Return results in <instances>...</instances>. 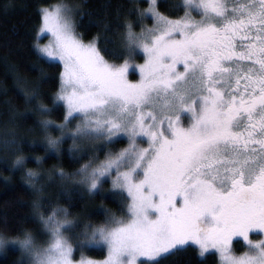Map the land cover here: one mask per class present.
<instances>
[{"label": "snow or ice", "instance_id": "6c2138e0", "mask_svg": "<svg viewBox=\"0 0 264 264\" xmlns=\"http://www.w3.org/2000/svg\"><path fill=\"white\" fill-rule=\"evenodd\" d=\"M120 16L95 17L68 3L41 7L33 47L38 60L60 65V87L51 106L40 101L39 85L23 92L41 117L46 151L59 153L70 139L73 159L88 156L70 173L59 170L63 191L104 196L110 179L108 195L120 198L122 215L106 210L101 223L72 235L80 221L70 209L58 204L45 214L37 198L46 246L23 229L0 232V251L18 245L28 264H164L195 245L202 259L215 250L219 264H264V238L250 237L264 234V0H136ZM92 25L98 30L89 38ZM113 34L119 46H110ZM36 67L43 83L48 74ZM61 103L57 122L49 114ZM122 138L127 145L114 151ZM3 145L22 152L15 135ZM26 163L16 155L12 167ZM26 177L34 193L43 192L38 170ZM237 237L248 248L240 255ZM105 247L103 260L85 255Z\"/></svg>", "mask_w": 264, "mask_h": 264}, {"label": "trees", "instance_id": "16d2710c", "mask_svg": "<svg viewBox=\"0 0 264 264\" xmlns=\"http://www.w3.org/2000/svg\"><path fill=\"white\" fill-rule=\"evenodd\" d=\"M58 1L76 2L83 5L86 10L92 11L95 17H105L115 20L117 11L121 13L120 18H124L127 8L136 0H0V232H5L9 236H16L23 229L31 230L33 234L38 231L39 223L37 214L33 209V201L37 198L42 200L41 212L47 214L58 204L67 207L73 216L80 221V227L76 229L78 233L84 225L101 223L105 219L106 210L114 212L117 216L122 215L120 198L108 195L109 182L105 183L104 196H89L87 193H73L69 196L63 191L68 182H64L59 177V170L72 172L84 163L88 156L77 161L69 153L72 145L70 139L62 145L60 152L46 151L43 141V132L39 126L38 113L32 111L34 105L25 103L23 89L32 88L39 85L40 101L49 106L53 103L54 94L59 88L60 65L50 67L49 64L38 60L35 48L33 47V35L39 24V11L43 6L53 4ZM144 3L145 0H139ZM165 3H175L176 0H159ZM165 14L182 15V13H171L169 8L161 7ZM129 19H132L129 16ZM87 22V17L84 18ZM153 21L148 19L144 22L146 26H151ZM81 31L85 29L81 27ZM97 27L92 25L87 29L90 38L97 31ZM140 26L136 27V31ZM116 45L119 46V36L113 34ZM142 59L141 54L135 59L138 62ZM37 64H42L48 78L39 82V69ZM64 117V108L61 104L57 110L49 114V118L60 122ZM54 135L59 134L53 131ZM15 135L18 139L22 152H15L11 147L5 149L3 140ZM124 144L121 139L113 146L114 151H118ZM87 150L92 151L91 146ZM105 150H101L98 155L104 159ZM24 155L27 163L23 169L14 168L12 164L16 155ZM36 157L42 158V163H37ZM28 169L38 170L43 177V192L34 193L27 183L26 172ZM259 234H250V237L257 238ZM240 243H236V241ZM234 242L236 252L243 249L242 238H237ZM79 252L74 253V258H78ZM85 255L93 258H102L104 250L94 248L85 250ZM206 259L197 255L196 247L192 246L187 251H181L174 256H170L164 264H219L217 255L206 254ZM0 264H25L17 248H8L0 256Z\"/></svg>", "mask_w": 264, "mask_h": 264}, {"label": "rangeland", "instance_id": "374dc122", "mask_svg": "<svg viewBox=\"0 0 264 264\" xmlns=\"http://www.w3.org/2000/svg\"><path fill=\"white\" fill-rule=\"evenodd\" d=\"M58 3H68V4H71V5H80V4H78V3H76V2H72V1H71V2L58 1V2H55V3H53V4H58ZM48 39H49V35H48V34H42V42H46ZM141 56H142V59L139 60L138 62H135L136 65L142 64V63L144 62V58H145V57L143 56L142 52H141ZM129 79H130V80H133V81L139 79V70H138V68H135V69H131V70H130V72H129ZM59 87H60V78H59ZM61 105H62L63 108H64V114H65L66 109H65V107H64V105H63L62 103H61ZM58 133H59V132H58ZM57 135H59V134H57ZM122 139H124V144L122 145V147H125V146L127 145V139H126V138H122ZM120 140H121V139H120ZM89 146H90V145H89ZM122 147H121V148H122ZM64 182H67V181H64ZM108 182H109V187L113 190V186H112L111 180L109 179ZM109 191H110V189H109ZM125 195H126V193H125ZM37 221H38V223H39V217H38V215H37ZM34 233H36V234H33L34 237L36 238V242H37L38 244H40V245H44V246H46V244H47L48 241H49V237H48V235L46 234V232L43 230L42 225H41L40 223H39V226H38V231H36V232H34ZM75 234H76V233H72V235H75ZM250 234H251V233H250ZM252 234H255V233H252ZM259 235H260V236H258L257 238H254V239H261V238H264V234H259ZM237 238H238V237H237ZM237 238H234V241H233V247H234V242L236 241ZM251 238H252V237H251ZM252 239H253V238H252ZM241 243H242L243 249H242V251H240V252H239V251H238V252L235 251V253H236L237 255H240V254H242V253L248 251V248H247V246H246V242H243V241H242ZM193 246H195V245H193ZM195 247H196V249H197L198 246H195ZM8 248H17V249L19 250V253L21 254L18 245H15V244L10 243V244L7 246L6 249H8ZM102 249L104 250V254H105L102 258H93V257H90V258L95 259V260H103V259L106 257V255H107V249H106V247H105V248H102ZM234 250H235V248H234ZM4 252H5V250H4V251H0V256L3 255ZM74 253H75V250H74ZM210 253H214V254H216V253H215V250H210ZM216 255H217V258H218V262H219V256H218V254H216ZM21 258H22V260L25 262V264H28L27 260H26L24 257L21 256ZM73 258H74V256H73ZM79 258H80V254L78 255V258H76V260H78ZM74 259H75V258H74ZM141 259H145V258H141Z\"/></svg>", "mask_w": 264, "mask_h": 264}]
</instances>
